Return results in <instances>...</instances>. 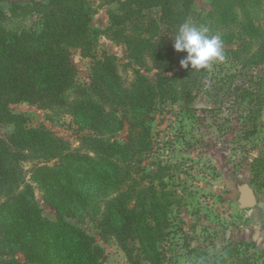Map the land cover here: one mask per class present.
<instances>
[{
    "label": "trees",
    "instance_id": "trees-1",
    "mask_svg": "<svg viewBox=\"0 0 264 264\" xmlns=\"http://www.w3.org/2000/svg\"><path fill=\"white\" fill-rule=\"evenodd\" d=\"M105 1L116 7L103 30L90 24L88 0H33L28 8L35 6L41 15L38 31L12 33L0 27V123L13 125L6 138L0 136V264H105L94 237L71 222L86 206L98 210L101 201L98 228L117 241L129 264H164L159 245L170 235L175 192L146 160L153 151L154 110L168 101L189 104L207 75V68H181L185 53L172 47L179 26L193 16L194 0ZM246 4L211 0L207 17L222 30L209 33L222 38L224 55L240 56L238 48L224 46L243 35L258 40V51L248 61L262 66L255 80L262 85L264 28L247 16ZM237 8L246 22L239 21ZM104 34L125 48L133 69L127 85L116 55L95 53ZM73 50L91 59L84 86H76ZM74 88L78 95L67 110L77 131H86L84 151L70 149L42 126H26L25 116L10 108L18 102L61 106L62 96ZM240 96L258 99L259 91L244 88ZM121 131L122 140L116 138ZM27 161H33L30 180L22 165ZM254 172L264 173V158L254 164ZM34 186L54 208L55 219L42 216ZM235 253L234 247L224 250L220 260ZM242 264L258 263L244 258Z\"/></svg>",
    "mask_w": 264,
    "mask_h": 264
},
{
    "label": "rangeland",
    "instance_id": "rangeland-1",
    "mask_svg": "<svg viewBox=\"0 0 264 264\" xmlns=\"http://www.w3.org/2000/svg\"><path fill=\"white\" fill-rule=\"evenodd\" d=\"M32 2L1 0L0 27L12 33L23 29L38 31L41 15L35 6L28 8ZM88 2L92 10L90 24L105 29L109 11L116 4L105 0ZM210 2L194 0L193 16L188 23L218 33L222 29L207 17ZM236 10L239 21L246 22L242 9ZM243 10L264 28L262 0H247ZM153 14L157 15V11L153 10ZM234 27L237 37L239 28ZM234 42L224 47L238 48L240 56L229 52L222 62H214L207 68V75L193 91L189 104L168 101L159 104L153 112V151L146 160L147 167L162 174L167 189L175 192L170 235L159 245L164 264H242L244 258L264 264V173L256 176L254 172V164L264 158V82L255 84L262 66L248 61L251 54L257 53L259 41L243 35L242 40ZM95 49L98 56L103 52L116 55L119 73L127 85L133 78V69L125 58L124 46L104 34ZM71 59L76 67V86L86 85L91 59L81 57L78 50H73ZM244 88L258 90L259 98L242 100L240 92ZM77 95L75 88L67 91L62 96L66 106H63L65 103L45 106L18 102L10 104V108L25 116L26 126H42L63 139L70 149L84 151L81 137L86 131H77L67 110ZM12 129V124L0 123V136L6 138ZM124 136L125 132L121 131L116 138L122 140ZM22 165L26 179L30 180L33 161ZM34 187L42 216L55 219L54 208L46 204L42 193ZM243 188L254 194L255 205H240ZM102 210L103 201L98 210L86 206L71 222L94 237L95 243L102 247L105 264H129L117 241L102 235L98 228ZM231 247L238 254L226 261L220 260L222 252ZM16 257L23 261L20 254Z\"/></svg>",
    "mask_w": 264,
    "mask_h": 264
},
{
    "label": "clouds",
    "instance_id": "clouds-1",
    "mask_svg": "<svg viewBox=\"0 0 264 264\" xmlns=\"http://www.w3.org/2000/svg\"><path fill=\"white\" fill-rule=\"evenodd\" d=\"M172 47L178 53H185L179 61L183 69H206L214 62H222L225 59L222 38L210 34L205 27H197L188 22L179 26L173 36Z\"/></svg>",
    "mask_w": 264,
    "mask_h": 264
},
{
    "label": "water",
    "instance_id": "water-1",
    "mask_svg": "<svg viewBox=\"0 0 264 264\" xmlns=\"http://www.w3.org/2000/svg\"><path fill=\"white\" fill-rule=\"evenodd\" d=\"M255 203H256V197L251 191H249L247 193V196L245 197L244 202H241L240 205L241 206H253Z\"/></svg>",
    "mask_w": 264,
    "mask_h": 264
},
{
    "label": "flooded vegetation",
    "instance_id": "flooded-vegetation-1",
    "mask_svg": "<svg viewBox=\"0 0 264 264\" xmlns=\"http://www.w3.org/2000/svg\"><path fill=\"white\" fill-rule=\"evenodd\" d=\"M249 192V189L248 188H243L242 190H241V202H244V200H245V197L247 196V193ZM257 203V202H256ZM255 203V204H256ZM254 204V205H255Z\"/></svg>",
    "mask_w": 264,
    "mask_h": 264
}]
</instances>
